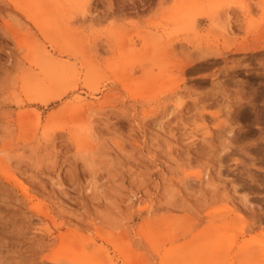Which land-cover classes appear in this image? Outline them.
<instances>
[{"label":"rangeland","instance_id":"374dc122","mask_svg":"<svg viewBox=\"0 0 264 264\" xmlns=\"http://www.w3.org/2000/svg\"><path fill=\"white\" fill-rule=\"evenodd\" d=\"M0 264H264V0H0Z\"/></svg>","mask_w":264,"mask_h":264},{"label":"bare ground","instance_id":"6f19581e","mask_svg":"<svg viewBox=\"0 0 264 264\" xmlns=\"http://www.w3.org/2000/svg\"><path fill=\"white\" fill-rule=\"evenodd\" d=\"M40 99H41L42 101H47L46 98H40ZM84 105H85V104H83L82 106H84ZM92 105H94V104H92ZM93 107H94V106H93ZM93 109H94V108H93ZM84 113H85V112H84ZM92 128H93V126L91 127V129H92ZM193 137H194V138L198 137V136H197V133H196V134L193 133ZM194 140H195V139H194ZM206 173H208V172H206ZM206 175H207V174H205V177H206ZM152 205H153V204H152ZM150 206H151V205H150ZM150 206H149V207H150ZM147 211L151 212V209H147ZM152 211H153V210H152ZM223 257H224V256H223ZM222 260H223V259H221V262L224 263V261H222ZM212 262H213V261H212Z\"/></svg>","mask_w":264,"mask_h":264}]
</instances>
